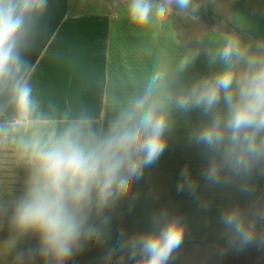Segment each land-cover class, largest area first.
I'll return each instance as SVG.
<instances>
[{"label":"clouds","instance_id":"1","mask_svg":"<svg viewBox=\"0 0 264 264\" xmlns=\"http://www.w3.org/2000/svg\"><path fill=\"white\" fill-rule=\"evenodd\" d=\"M47 0H0V152H12L27 168L23 190L11 201L0 198V220L9 227L6 251L28 237L34 248L16 253V264L39 256L45 264H65L87 241L104 239L111 217L106 210L129 197L134 182L154 165L167 147L174 114L198 111L201 121L188 141L202 149L205 183L253 191L248 180L264 174V40L254 45L229 34L209 50L217 71L192 80L185 73L198 53L189 51L175 64L147 76L140 90L120 108L107 128H93L85 116L55 117L33 97L26 62L27 46L36 16ZM193 10V0H130L131 22L138 27L166 23L173 11ZM11 109V115L5 113ZM178 191L195 195L198 183L188 169L180 174ZM264 208L222 210L220 222L231 245L264 246ZM152 230L124 239L119 251L132 264H169L185 236L182 218L166 210L151 217ZM123 236V233H121ZM115 250L105 259L111 260ZM121 256L117 264H123Z\"/></svg>","mask_w":264,"mask_h":264},{"label":"crops","instance_id":"2","mask_svg":"<svg viewBox=\"0 0 264 264\" xmlns=\"http://www.w3.org/2000/svg\"><path fill=\"white\" fill-rule=\"evenodd\" d=\"M129 2L47 0L21 53L33 97L46 113L58 118L85 116L94 129L103 131L158 68L197 52L198 59L184 76L192 80L219 69V64L209 63L208 52L226 35H238L253 45L264 40V0H193L195 10L176 9L163 25L153 22L146 27L131 22ZM201 119L198 111L175 113L159 160L144 169L129 197L106 210L111 217L106 235L91 245L115 250L111 260L105 259L109 250L86 251L76 252L65 264H117L121 256L123 264H132L119 251L120 243L151 231V217L161 210L185 223L182 245L169 264H264V246L229 244L220 222L225 208H264V174L253 172L249 193L240 190L239 181L224 187L205 183L201 172L206 158L188 141ZM185 168L198 183L195 195L177 190ZM257 232L264 233V223L257 222Z\"/></svg>","mask_w":264,"mask_h":264},{"label":"rangeland","instance_id":"3","mask_svg":"<svg viewBox=\"0 0 264 264\" xmlns=\"http://www.w3.org/2000/svg\"><path fill=\"white\" fill-rule=\"evenodd\" d=\"M27 178V168L23 163L19 162L12 152H0V198L11 201L19 194L24 187ZM9 227L5 220H0V264H16V253L21 250L34 248L38 244V238L28 236L22 239L16 249L11 252L3 248V244L9 238ZM100 250L91 245V241H87L81 250L77 252H97ZM66 261L65 263H68ZM25 264H45V261L36 256L34 259H26Z\"/></svg>","mask_w":264,"mask_h":264},{"label":"built area","instance_id":"4","mask_svg":"<svg viewBox=\"0 0 264 264\" xmlns=\"http://www.w3.org/2000/svg\"><path fill=\"white\" fill-rule=\"evenodd\" d=\"M6 116L11 115V109H8L5 113Z\"/></svg>","mask_w":264,"mask_h":264},{"label":"trees","instance_id":"5","mask_svg":"<svg viewBox=\"0 0 264 264\" xmlns=\"http://www.w3.org/2000/svg\"><path fill=\"white\" fill-rule=\"evenodd\" d=\"M3 102H4V98L1 99V103H3Z\"/></svg>","mask_w":264,"mask_h":264}]
</instances>
